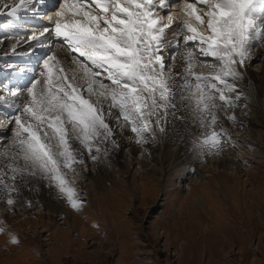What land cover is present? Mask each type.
<instances>
[{
    "label": "snow or ice",
    "instance_id": "1",
    "mask_svg": "<svg viewBox=\"0 0 264 264\" xmlns=\"http://www.w3.org/2000/svg\"><path fill=\"white\" fill-rule=\"evenodd\" d=\"M173 2L63 0L57 16L71 14L74 19L71 23L57 20L50 31L69 51L78 54L73 60L79 66L82 86L76 83L75 74L67 75L56 55L47 57L45 72L41 73L43 86L37 87L40 80L32 85L30 99L21 114L14 117L16 151L6 169H0V190L7 188L11 192L14 188L8 187L6 176L14 181L17 174L40 173L79 211L83 202L69 186L65 170L75 171V164H83L84 152L97 159L93 146L100 140L107 142L114 134L108 122L113 109H117V123L130 126L137 143L147 142L148 137L155 139L153 125H161V116L167 115L172 98L161 55L167 25L159 12L163 10L167 14ZM260 2L264 4V0ZM197 3L206 7L203 15L197 14ZM29 4L34 7L35 0H19L18 5L11 6L10 15L15 17L19 11L27 10ZM186 8L208 31L205 36L187 21L178 26L186 30L184 41L191 42L185 53V82L190 97L200 113L201 124L209 123L213 128L200 147L215 155L221 151L224 140L223 133L214 130L217 118L213 109L217 95L219 101L232 105L228 93L237 89L230 81L240 78V69L250 56L249 47L256 46L252 44L254 0H192ZM168 22H173L171 16ZM259 34L264 38V28L259 29ZM196 49L197 55L212 57L220 65L215 76L194 72L192 61ZM10 95L18 93L13 91ZM205 116L210 119L206 121ZM159 130L163 132L164 128L160 126ZM112 143L117 146L115 140ZM94 150L98 153L99 146ZM17 157L25 167L15 164ZM14 203L11 197L7 199L9 206ZM12 242L19 243L15 237Z\"/></svg>",
    "mask_w": 264,
    "mask_h": 264
},
{
    "label": "rangeland",
    "instance_id": "2",
    "mask_svg": "<svg viewBox=\"0 0 264 264\" xmlns=\"http://www.w3.org/2000/svg\"><path fill=\"white\" fill-rule=\"evenodd\" d=\"M189 12L187 9L185 14L187 19L184 18V21L196 27L197 21L193 20L194 17L192 18ZM176 56L177 77L178 81H182L187 75L186 60L182 63L184 58ZM194 61L196 64L193 58L195 71L198 68ZM243 67L242 70H246V63ZM72 68L81 75L80 69L74 66ZM192 83L194 90L195 81ZM168 84L173 94L171 100H174L176 95L173 91L174 85L170 81ZM245 87L246 83L241 85L240 91L243 90L246 95L248 108L257 113L258 103L255 108L250 107V103L256 105L254 94L245 90ZM186 91L188 92L182 98V104L186 103V112L191 116L192 111L196 110H192L195 102L190 97L189 89ZM23 94L26 96L29 92ZM11 103L0 111V116H8L4 119L10 123V130L5 133V138L0 137V141L3 138L5 140L4 145L0 144L3 145L2 154L5 153L4 157L9 159L16 151L13 147L16 140L14 117L18 112L21 114L25 105L22 102L21 107L14 110L18 112L8 114L13 109ZM169 108L167 115L161 116V125L158 127L153 125L155 139L148 137L147 142L137 144L138 147L143 146L145 149L143 154L135 155L136 165L131 163L128 154H120L124 149L118 147L119 143H116L118 144L115 146L116 149L119 148L117 156L101 150L104 157L101 159L102 169L100 173L97 171L92 173L89 181L84 184L86 189L77 188L76 176L66 175L69 186L75 189L76 198L84 197L82 202L85 205L90 203L91 207L84 212L86 215L83 214V210L80 213L72 210L80 215L78 220L75 217L71 233L65 231L66 225H63L64 220L61 216L53 217L46 213L40 216L39 209L14 214L12 217L10 214L7 215L8 213L0 212V229H3L0 231V264H264V164L259 165L248 148H244L245 154L244 151L240 154L235 147L233 148L235 154L240 155L237 175L227 165L218 170L211 167L197 170L208 165V161L215 156L212 154L210 156L207 148L200 147L201 141L213 128L209 123L201 124V121L198 124L193 123L195 115L190 118L189 128H185V123L181 116L176 115L177 112H172L176 116L167 118L172 111ZM205 119L208 121L209 117L205 116ZM160 126L164 128L163 132L159 130ZM216 130L219 132V129ZM243 130L231 133L233 140L236 138L233 136L238 135L241 136L243 144L252 141L251 144L255 143L253 145L264 150L262 135L256 134L254 140L250 137V128L243 127ZM164 132L165 137L167 136L164 139L165 148L182 142L181 149L188 151L187 154L191 157H196H193V160L187 159L186 164L192 166L188 173L184 171L185 176L170 177L162 190V187L150 181L142 182L139 176L142 169L138 161L143 159L149 161L152 157H157L153 150L159 144L156 135L158 133L163 135ZM110 142L112 143V140ZM107 144H110L109 141L101 142V147ZM109 146L113 147V144ZM92 162L97 163L98 159L92 158ZM15 164L21 168L25 167L19 157L16 158ZM38 174L40 175L37 173L35 176H39ZM193 176L199 181L194 185L190 179ZM40 177L42 178L41 175ZM23 178L24 176L19 174L14 181L5 178L8 187L14 188L11 192L7 188L0 190V208L16 210L23 207L16 203L11 206L7 204L9 197L14 200V196H17L15 183L18 181L20 183ZM39 182L42 183L44 192H49L50 188L56 189L44 178ZM55 191L56 194H61L58 189ZM195 197L199 201L198 204L193 202ZM14 237L19 243L12 242Z\"/></svg>",
    "mask_w": 264,
    "mask_h": 264
},
{
    "label": "bare ground",
    "instance_id": "3",
    "mask_svg": "<svg viewBox=\"0 0 264 264\" xmlns=\"http://www.w3.org/2000/svg\"><path fill=\"white\" fill-rule=\"evenodd\" d=\"M184 1L192 2V0H184ZM37 2H39L42 5L43 9L46 12H48L51 11V8L57 7V5H59L60 2H63V0H35V3ZM179 2L180 0H175V2H173L174 4L173 6L177 7L176 10L177 14H170L171 17H173L172 19L173 22L171 23V26L165 30L163 41L168 46V48L165 52L162 53V56H164L165 58H168V56H172V55L175 56L174 60H171L170 65L166 69L168 81H170V83L174 85L173 91L176 94L175 99L171 100V106H170L172 110L171 115H169V117L167 118H172L176 115H179L181 116L183 122L185 123L184 127L189 128L191 116L195 115V118H193L192 120L193 123L197 122L198 124V122H200V119H198L200 115L198 116L199 112H197V110H194L192 111V114L190 116L189 113L187 114L185 109V107L187 106L186 103H183L185 104L184 106L182 104V98L184 97L186 92H188L186 91L188 88L185 79L182 81L181 80L178 81V77H177L178 66L176 65L177 56L176 53L172 51V47L176 46L177 43L179 42V47L181 52L177 55H180L182 58H184L182 59V63H183V61L185 60V53L189 50L188 47L189 44L191 43V42H185L183 39L184 36L187 34L186 30L182 28H178L179 25H182L185 22L184 18L187 19V16L185 15L187 10L186 9L187 3L186 5L184 4L185 7L182 8ZM18 3L19 0H0V10H3L0 12V19L3 18L1 14L9 15L7 20L2 21L5 24H2L1 25L2 28H0V89L3 88L1 92L3 95L2 97H0V111L4 108V106L12 102L11 104H13L12 106L13 109H11V112H9L8 114L10 113L15 114L14 110L20 108L21 103L25 100L23 99V95H22L23 88L27 87V83L35 78L33 70L35 71V69H37V65H35L37 58L43 55H53V54L56 55V57L60 61V65L64 67L69 77H71L73 74L75 75L77 74L76 71L72 68V66H74L76 69L79 70L78 64L73 60V57L78 56V54L69 51L67 46L63 44L60 39H57L54 36V34L50 31V28L54 25V23H51V25L42 24L40 23V21H42L41 19H43L42 17L34 16L36 18H33L32 16L29 15L30 9L32 7L31 4L27 6V10L19 11L15 17L10 15L11 6L14 4L18 5ZM4 5H8L9 7L5 8ZM196 9L200 15H203L207 10L206 7L200 5L199 3L196 4ZM181 13L182 15L180 16ZM44 14L45 13H42L41 15ZM159 15L161 17L165 16L166 15L165 11L161 10L159 12ZM178 16L180 17L179 19L182 18L181 21L178 20ZM66 17H68V15ZM191 17L193 18V16ZM252 18L254 21H256V19L261 20L260 21L261 23L258 25L260 27L255 26L254 37L252 40V44L256 46L249 47V52H252L253 50L254 51L253 53H250V58L246 62L247 65L246 70L243 71L242 69H244V67L241 68L240 78L236 79L235 81H230L237 84V85L235 84L237 90L235 92L228 93V96L232 100V105L229 106L228 104L219 101L217 95L216 107L213 109V112L217 118L216 119L217 126L215 125L214 129L215 130L219 129V132L223 133L224 143L222 145L219 154H215L216 157L214 156L213 158H211L208 161V165L202 166L197 170L199 169L201 170L202 168H208V167L218 170L219 168H222V166L227 165L229 169L231 171H235L234 173L237 175L238 166H239L238 160L240 159L238 156L240 155L235 154V150H234L235 147H237L240 154L242 151H244L243 153L245 154L244 148L246 149L248 148L249 152H252L254 157L257 159L255 161L259 165L264 164V150L259 148V146L253 145L255 143L251 144L250 142L252 141H247V143L244 141L245 143L243 144V140H241V136L234 135L233 137H236L234 140L231 137V133L233 132L239 133L244 131L243 127L244 128L248 127V129L249 128L251 129L249 134L250 137L254 140H256L255 139L256 134L262 135L264 137V38H262L261 35L259 34V29L264 28V4H262L260 0H254V11L252 13ZM193 20L195 19L193 18ZM25 24H27L28 26L27 28H23ZM29 24L34 26L35 25H41V26L32 27L29 26ZM196 27L205 36L208 35L207 29L204 26L200 25L198 22L196 24ZM41 33H43V35H41ZM23 34H30V36H27L24 39L17 38L19 35L21 37V35ZM33 36L37 37V39H32ZM54 42H58L57 47L62 45L61 49L58 50L54 49ZM35 51H37L38 53L34 54ZM196 53H198V49H196L193 56L194 60H196V64L194 61V65H196V67L198 68L195 69L194 72L196 74H202L205 76H215L216 72L219 70L220 65L217 62H215L214 58L199 56ZM26 55L32 56V58H30L29 60L19 61L20 58L24 59ZM79 60H83V58L79 57ZM214 64L216 65L214 66ZM15 66H20V67H15ZM170 69L173 71H169ZM42 72H45L44 67L39 74L41 75ZM171 75L174 76L172 77ZM10 77L11 79H9ZM43 81L44 78L41 80V85L37 86L38 88L40 86H43ZM76 83L82 86L80 74L76 75ZM244 83H246L245 90L254 94L253 99L256 100L255 101L256 105L250 103V107L255 108L258 103V107L256 109L257 113H255L254 110L252 109L250 110L248 108L249 105L247 103L248 100L246 99V95L243 92V90L242 92L240 91V89H242L241 85H243ZM13 91L17 92L18 95L17 96L10 95V92ZM27 95L29 96V94ZM27 95L26 98L28 97ZM29 99L30 98H27V100ZM93 99H95V97H93ZM104 103H105V107H107V102ZM193 109H196L194 105L192 110ZM172 112H177V113L176 115H174L172 114ZM233 116L235 117V119L230 118ZM4 117H8V116L4 115L3 117L0 118V135H1L0 137H4L5 133H8L10 130V123L8 122L7 119L5 120ZM116 118H117V109H113L112 117L109 118L108 120L110 127L114 129L113 136L110 137L108 140L110 144H107L105 147H101V142L105 143V141L100 140L97 141L96 145L93 146V154L95 156H98L97 158L98 162L93 163L92 162L93 157L91 158L92 155H88L86 152H84L81 157L84 160V163L75 164L74 165L75 171H69V170L66 171V175H74L77 177L78 183L76 184H77V188H80V190L86 189L84 184L89 181V177L92 175V173H95L96 171L100 173L102 169V167L100 166L102 162L101 159L104 158L103 155H101L102 149L105 150L106 154H113V156H117V152H118L117 150L119 148L116 149L115 146L110 147L109 145L113 144L110 142L111 140H115V143H119V145L117 144L118 147L124 149L123 152L120 151V154L121 153L128 154L131 159V163H134V165L137 164L135 162L136 156H138L139 154H143L145 148L143 146L141 147L137 146L138 144L136 140L137 137L135 134H132L133 132L131 131L130 127L121 126L120 124L117 123ZM167 118L165 119V121L167 120ZM169 122L167 124H169ZM209 126L211 127V125ZM165 134L166 132H164L163 135L159 133L156 135L157 136L156 140L159 141V144L157 145V147L154 146L155 148L153 150L157 154V157L155 158L152 157V159L149 158L151 161L150 160L145 161L144 159L138 161L139 167L140 169H142L141 172L139 169V172L141 173L139 176L142 178V182L150 181L156 186L162 187V190H163V186H165V183L167 184L170 177L173 176L180 177V175H182V177L185 176V174H183L184 171L188 173L187 171H189L190 167L192 166V164H186L187 163L186 161H188L187 159L191 158L193 160V157H196V156L191 157L190 154H187L188 151L186 152L185 150L181 149V145L183 144L182 142L177 141L178 142L177 144L172 145L171 147L166 146L167 148H165L164 139L167 138V136L165 137ZM261 139L264 138L261 137ZM2 141H0V144L2 143L4 145L5 140L3 142ZM3 145L0 146V169L3 168L6 169V166L12 162L8 157L7 158L6 156L4 157L5 153L2 154ZM97 145L100 148V151L98 153H96L94 150L95 146ZM75 146L79 147L78 144H75ZM152 148L153 146L151 147V149ZM184 156L186 158H184ZM176 167L179 168L176 169ZM136 170L138 171V169ZM5 178H7V176ZM190 179L192 180L191 182H193V185L199 182L197 181L198 178L197 177L195 178V176L190 177ZM39 180H42L40 175L39 176L24 175V178L22 179V181H20V183L19 181L15 183L17 196L13 195L15 197L14 198L15 203L23 207H19L16 210L7 209V208L6 210H4L5 207L4 209L1 207L0 212H2V214L8 213L7 215L10 214V217H12L14 214L28 213L39 209L40 216L45 215L44 213L53 217H56V215L61 216L62 219L64 220L63 225H66L65 231L67 233H71V231L74 228L75 217L76 220H78L79 219L78 216L80 214H78V212L76 211L75 212L72 211L73 208L70 206L65 196L59 193L58 194L55 193L56 192L55 190L57 188L56 189L50 188L49 192H44L45 190L41 187L42 183H40ZM147 184L148 183H146V185ZM150 184L151 183H149V185ZM97 187L98 185L95 188ZM34 191H36V193ZM83 198L84 197L82 198L79 197L78 200L82 201ZM193 202L195 204L199 203L196 197L193 198ZM89 205L90 203L86 205L83 203L81 206L82 209L79 210V213L80 211L83 210V214H85L84 212L87 209L91 208L89 207ZM58 228L60 230L62 229L61 226H59Z\"/></svg>",
    "mask_w": 264,
    "mask_h": 264
}]
</instances>
